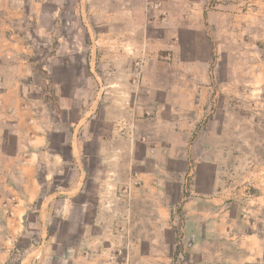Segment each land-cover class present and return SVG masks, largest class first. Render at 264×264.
<instances>
[{"label": "rangeland", "instance_id": "obj_1", "mask_svg": "<svg viewBox=\"0 0 264 264\" xmlns=\"http://www.w3.org/2000/svg\"><path fill=\"white\" fill-rule=\"evenodd\" d=\"M155 1L0 0L1 31L12 33L0 35V61L26 68L25 96L37 103L38 126L50 138L35 165L24 164L28 150L0 151V264H76L75 258L77 264H260L246 258L244 237L192 212L191 147L198 133H187L191 141L186 145L184 138L178 150L182 174L162 173L155 180L160 186L147 187L134 172L135 179L128 177L126 164L105 177L98 173V159L110 157L112 142L124 149L127 163L136 131L130 121L140 108L134 94L142 92L144 77L151 83L160 76L162 87L182 80L193 88L200 80L210 96L215 84L221 104L264 110V0L221 5L228 20L219 17L220 29L227 24L238 35L231 44L248 46L246 52L225 54L192 50L198 27L201 48L218 42L210 29L214 14L196 18L184 5L175 29L164 0H157V8ZM221 6L205 7L223 17ZM135 10L143 11L141 26L133 22ZM143 33L149 45L171 40L182 44L180 51L140 52ZM246 61L252 65L246 67ZM50 88L65 110L61 116L45 101ZM145 89L156 92L152 85ZM145 101L143 108L149 107ZM262 125L255 139L264 142V118ZM72 141L82 143L83 168L90 172L85 180L77 148L70 151ZM258 148L264 152V146ZM137 152L143 155L144 147ZM167 163L170 170L173 160ZM81 186L88 195L80 196Z\"/></svg>", "mask_w": 264, "mask_h": 264}, {"label": "crops", "instance_id": "obj_2", "mask_svg": "<svg viewBox=\"0 0 264 264\" xmlns=\"http://www.w3.org/2000/svg\"><path fill=\"white\" fill-rule=\"evenodd\" d=\"M212 1L219 6H225L234 5L233 1L237 4L243 0ZM213 3L211 0H164L167 11L170 13V19L173 18V23H175L173 26L175 29H178L177 19L181 11L184 13V5L193 11L196 18L200 13L203 18L205 12L210 14V17L211 14H214L210 20L212 24L210 29L212 37L216 38L215 40L218 42L206 44L201 48L199 38L203 34H198L202 31L198 27L197 33H194L196 40L193 44L195 47L192 49L193 51L223 54L237 53L243 50L246 52L248 48L246 43L243 45L231 44L229 39L238 35L233 34L227 24L223 30L220 29L218 20L220 18H224L226 22L228 20L227 7L221 6L225 10L221 17V12L218 16L216 9L210 10L205 7ZM135 12L137 16L133 14V22L141 26L144 20L143 11L135 10ZM234 18L242 20L241 16H234ZM12 31L14 32V30ZM3 34L12 37V33L8 34L4 28L2 31L0 28V35ZM13 35L17 36L16 33ZM145 35V33L142 35L144 39L143 46L138 50L140 52H147L151 49L153 51H172L173 53L180 51L182 44H175L171 40L169 42L157 40L155 45H149L145 41ZM2 40L0 36V42ZM256 63H258L257 60ZM225 64L230 67L228 63ZM243 64L246 67L252 65L248 61ZM159 65L156 64L154 69H161ZM174 65H178V62H174ZM254 66L258 67V65ZM23 67L0 61V151L9 148L28 150L27 155L30 159H26L24 164L35 165V162L41 159L42 150L48 148L50 138L45 133L48 131L38 126L42 117L39 114L37 103L30 102L25 96V79L27 77H24L26 68L23 69ZM160 74L161 72L158 71L157 75ZM151 81L150 83L144 77L140 82L144 86L142 92L134 94L140 108H135L133 119L130 121L133 122L132 125L136 131L133 142L131 145L129 144L127 163L123 162L125 159L124 149L114 146V142H112L110 143L113 146L110 150V157L106 160L98 159V173H103L105 177V175L121 171L120 169L126 164L128 177L135 179L134 173L138 176L140 174L149 183L146 186L153 187V184H158L155 180H158L162 173L182 174L183 162L177 160V156L181 153L178 150L185 146L184 138L187 139L186 145L189 143V139L191 141V135L186 136L187 133H198L191 147L195 164V171L191 174V194L194 201L191 204L192 212L197 213L198 216L206 214L208 222L220 223L219 226L223 223L227 229L231 230V235L244 237L247 252H249L246 258L255 259L260 264H264V152L258 151V146L263 147L264 142L255 139V133H260L259 129L263 127L264 110H249L247 105L246 108L240 106L239 109H236L227 103L221 104L218 99L221 96L215 90V84L212 85L213 95L210 96L204 92L200 80V83L197 81V86L193 88L184 87L182 80H173L168 86L162 87L163 79L160 76L154 77ZM193 84L195 85V82ZM145 85H152V89H155L156 92L151 89L146 90ZM151 93H156L153 98ZM144 99L149 101V105L146 103L149 107L143 108L140 105L141 100ZM224 99L227 98L224 97ZM62 109L65 111L64 108ZM143 110L150 116L141 114L140 112ZM82 119L83 115L79 121ZM69 144L72 154L75 153L74 147L77 148L80 155L79 164L83 168V160L86 156H83L82 143L77 141L74 145L72 141ZM141 146L144 147L143 155L141 152H137V148H141ZM237 147L239 151H237ZM168 159L173 160L170 170H168ZM111 160L113 161L111 162ZM153 161L155 163H152ZM105 163L106 166L102 167ZM137 168L140 169L137 171ZM260 169L261 173H258ZM130 171L131 176H129ZM89 173L87 168H83L81 174H84V180L90 175ZM259 178H261L260 181L256 180ZM7 179L5 177V181ZM33 181L31 180V183ZM105 182L107 183V181ZM251 188L258 190H251ZM82 190L81 186L79 193ZM86 195L88 194H80L82 197ZM106 211H112V209H106ZM74 261L77 264L76 258Z\"/></svg>", "mask_w": 264, "mask_h": 264}, {"label": "trees", "instance_id": "obj_3", "mask_svg": "<svg viewBox=\"0 0 264 264\" xmlns=\"http://www.w3.org/2000/svg\"><path fill=\"white\" fill-rule=\"evenodd\" d=\"M51 90L49 91V95L47 98H45V101L47 103H52L53 104V108H54V112L57 113L58 116H61L64 114L63 109L60 107V103L59 100L57 98V96H55L54 94V90H52V88H50ZM64 120V119H63Z\"/></svg>", "mask_w": 264, "mask_h": 264}, {"label": "built area", "instance_id": "obj_4", "mask_svg": "<svg viewBox=\"0 0 264 264\" xmlns=\"http://www.w3.org/2000/svg\"><path fill=\"white\" fill-rule=\"evenodd\" d=\"M160 5H161V2H158V1L156 0L152 6H154L155 8H157V7H159Z\"/></svg>", "mask_w": 264, "mask_h": 264}]
</instances>
